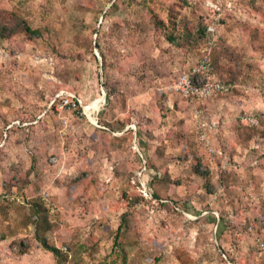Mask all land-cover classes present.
Here are the masks:
<instances>
[{
    "label": "rangeland",
    "instance_id": "374dc122",
    "mask_svg": "<svg viewBox=\"0 0 264 264\" xmlns=\"http://www.w3.org/2000/svg\"><path fill=\"white\" fill-rule=\"evenodd\" d=\"M0 11L15 32L0 40V195L15 197L0 206V264H58L37 236L61 264H264V0H0ZM211 22L215 76L233 89L195 107L211 110L222 159L167 90ZM60 93L83 108H59Z\"/></svg>",
    "mask_w": 264,
    "mask_h": 264
},
{
    "label": "built area",
    "instance_id": "2783aa9c",
    "mask_svg": "<svg viewBox=\"0 0 264 264\" xmlns=\"http://www.w3.org/2000/svg\"><path fill=\"white\" fill-rule=\"evenodd\" d=\"M216 26L214 22L207 25L205 44L200 51L199 59L190 70L182 71L180 75L173 78L167 90L180 96L191 106L192 117L196 125L200 144L210 156L222 159L224 158V153L220 149L215 148L211 142V127L209 123L200 117V112L195 107L199 103L212 100L218 95H224L229 92L225 82L215 76L211 63V52L216 46ZM53 103H56L59 108L68 111L76 112L83 108L81 100L68 93L57 94ZM225 166L226 163L222 165V168L225 169ZM11 200H15V197L1 194L0 206ZM43 200L46 203V207L53 211V206L49 201V194H43ZM255 244L260 251H264L263 239L256 238ZM63 250L66 251V248H63Z\"/></svg>",
    "mask_w": 264,
    "mask_h": 264
},
{
    "label": "trees",
    "instance_id": "16d2710c",
    "mask_svg": "<svg viewBox=\"0 0 264 264\" xmlns=\"http://www.w3.org/2000/svg\"><path fill=\"white\" fill-rule=\"evenodd\" d=\"M117 6L114 4V3H112V5L109 7V10L110 9H114V8H116ZM5 13V12H4ZM106 14V13H105ZM3 16H4V14H2V11H0V20L3 18ZM20 23L23 25V31L25 32V33H27V34H30V35H34V34H38V32L37 31H33V30H31L30 29V27L27 25V24H25V22H21L20 21ZM161 24V23H160ZM207 25L208 24H206L203 28L202 27H200V28H198V32H199V35H200V39L202 40V44L201 45H203L204 44V41H205V38H206V34H205V30H206V27H207ZM15 34V32H14V30H11V29H7L5 26H4V24L2 23V22H0V40H7V39H9V38H11L13 35ZM203 34H204V36H203ZM203 36V37H202ZM226 84V83H225ZM104 86L106 87V85H105V83H104ZM226 86L228 87V89H229V91L231 90V87L228 85V84H226ZM175 95V94H174ZM176 96H178V95H176ZM180 97V96H179ZM181 98V97H180ZM182 100H184L183 98H181ZM106 100H108V95L106 96ZM186 103H187V101L186 100H184ZM187 105L189 106V107H191L188 103H187ZM196 175H198L199 176V172H198V170L196 169L195 170V172H194ZM156 181H158V179L157 178H154L153 180H152V182H156ZM151 189H153V190H151ZM150 189V193H151V196L153 197V199H159V197H158V195L156 194V192L154 191V188L152 187ZM43 213H45V211H44V209L41 207V206H36V215H37V217L38 218H36V220H38L39 219V221L41 220V221H43L44 223H46L47 222V219H46V217H44L43 216ZM45 215V214H44ZM37 223V222H36ZM123 224H127V220H123ZM122 225V224H121ZM119 226L118 227V229H117V233H116V237H115V243H116V240L120 237V231L123 229V227L122 226ZM37 239H38V241L42 244V246L44 247V249L45 250H47L48 252H50L54 257H55V259H56V261H57V263L58 264H61L62 263V259H63V254H62V252H61V250L60 249H58V248H56L55 246H49L48 244H47V242L45 241V239H43V238H41V237H38L37 236Z\"/></svg>",
    "mask_w": 264,
    "mask_h": 264
},
{
    "label": "crops",
    "instance_id": "0c3cea01",
    "mask_svg": "<svg viewBox=\"0 0 264 264\" xmlns=\"http://www.w3.org/2000/svg\"><path fill=\"white\" fill-rule=\"evenodd\" d=\"M175 59H173V62H172V64H173V66H178V67H180V64H179V62L178 61H174ZM170 68L172 69V67L170 66ZM175 69H172V71L174 72V78L175 77H177L178 75H180V73L182 72V70H177L176 72L174 71ZM236 84V83H235ZM231 87V89H233V86H230ZM209 103V102H208ZM210 105V104H209ZM218 108H220L219 106H217V109ZM199 111V110H198ZM211 110H209V109H207V108H205V109H203L202 111H199L200 112V117L202 118V119H205L204 118V116H205V114L207 115V112L209 113ZM229 113V112H228ZM231 113H233V112H231ZM213 128V125H211V129ZM264 129V128H263ZM213 130H214V128H213ZM212 131V130H211ZM262 145L261 144H257V148H260ZM241 160V159H240Z\"/></svg>",
    "mask_w": 264,
    "mask_h": 264
},
{
    "label": "bare ground",
    "instance_id": "6f19581e",
    "mask_svg": "<svg viewBox=\"0 0 264 264\" xmlns=\"http://www.w3.org/2000/svg\"><path fill=\"white\" fill-rule=\"evenodd\" d=\"M99 103H100V102L94 104L93 106L85 107V111H89V110H92V109H97L98 106H99Z\"/></svg>",
    "mask_w": 264,
    "mask_h": 264
},
{
    "label": "water",
    "instance_id": "95a60500",
    "mask_svg": "<svg viewBox=\"0 0 264 264\" xmlns=\"http://www.w3.org/2000/svg\"><path fill=\"white\" fill-rule=\"evenodd\" d=\"M102 96H103L102 98H103V101H104V97H105V94H104V92H102Z\"/></svg>",
    "mask_w": 264,
    "mask_h": 264
}]
</instances>
